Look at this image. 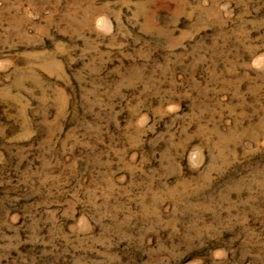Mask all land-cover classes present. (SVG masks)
Returning <instances> with one entry per match:
<instances>
[{
  "label": "rangeland",
  "instance_id": "1",
  "mask_svg": "<svg viewBox=\"0 0 264 264\" xmlns=\"http://www.w3.org/2000/svg\"><path fill=\"white\" fill-rule=\"evenodd\" d=\"M0 264H264V0H0Z\"/></svg>",
  "mask_w": 264,
  "mask_h": 264
}]
</instances>
